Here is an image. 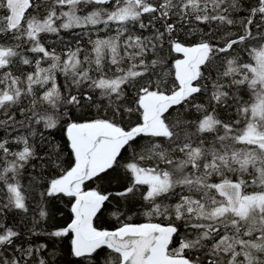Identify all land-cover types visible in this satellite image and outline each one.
I'll return each instance as SVG.
<instances>
[{"label":"snow or ice","instance_id":"snow-or-ice-1","mask_svg":"<svg viewBox=\"0 0 264 264\" xmlns=\"http://www.w3.org/2000/svg\"><path fill=\"white\" fill-rule=\"evenodd\" d=\"M0 264H264V0H0Z\"/></svg>","mask_w":264,"mask_h":264},{"label":"trees","instance_id":"trees-1","mask_svg":"<svg viewBox=\"0 0 264 264\" xmlns=\"http://www.w3.org/2000/svg\"><path fill=\"white\" fill-rule=\"evenodd\" d=\"M66 39H67V37H66ZM105 183H107V182H105ZM116 187H117V181L113 180L112 181V188H116ZM65 213L67 214V209L66 208H65ZM58 219H60L61 222L63 221V217H58ZM133 220L136 221L135 215H133ZM136 222H139V221H136ZM99 226H101V227H112L113 224H112L111 216L106 215L105 219H103V220H101L99 222ZM68 259H72V258L69 257Z\"/></svg>","mask_w":264,"mask_h":264}]
</instances>
